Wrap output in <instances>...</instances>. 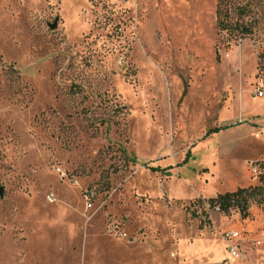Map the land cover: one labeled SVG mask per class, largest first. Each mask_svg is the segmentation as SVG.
I'll return each instance as SVG.
<instances>
[{
  "label": "rangeland",
  "instance_id": "obj_1",
  "mask_svg": "<svg viewBox=\"0 0 264 264\" xmlns=\"http://www.w3.org/2000/svg\"><path fill=\"white\" fill-rule=\"evenodd\" d=\"M261 1L0 0V264H264V208L192 205L259 184Z\"/></svg>",
  "mask_w": 264,
  "mask_h": 264
},
{
  "label": "trees",
  "instance_id": "obj_2",
  "mask_svg": "<svg viewBox=\"0 0 264 264\" xmlns=\"http://www.w3.org/2000/svg\"><path fill=\"white\" fill-rule=\"evenodd\" d=\"M261 0H219L217 10V28L234 39L244 40L252 37L258 20L254 8L262 6ZM254 6V7H252ZM228 128L211 130L209 134L218 133ZM259 184L236 191L218 194L208 200L200 199L193 205V216L200 218L202 224L210 225L209 210L217 211L225 216L238 213L242 220L251 218L254 206L264 208V163L258 164Z\"/></svg>",
  "mask_w": 264,
  "mask_h": 264
},
{
  "label": "built area",
  "instance_id": "obj_3",
  "mask_svg": "<svg viewBox=\"0 0 264 264\" xmlns=\"http://www.w3.org/2000/svg\"><path fill=\"white\" fill-rule=\"evenodd\" d=\"M256 96L258 98L264 97V86H259L256 88ZM230 256L234 260H239L241 258V254L237 248L231 247L230 248Z\"/></svg>",
  "mask_w": 264,
  "mask_h": 264
},
{
  "label": "water",
  "instance_id": "obj_4",
  "mask_svg": "<svg viewBox=\"0 0 264 264\" xmlns=\"http://www.w3.org/2000/svg\"><path fill=\"white\" fill-rule=\"evenodd\" d=\"M52 28H53V29H56V28H57V26H56V25H54Z\"/></svg>",
  "mask_w": 264,
  "mask_h": 264
}]
</instances>
